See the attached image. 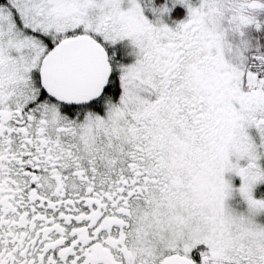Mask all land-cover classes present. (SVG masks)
Segmentation results:
<instances>
[{"label":"snow or ice","instance_id":"snow-or-ice-1","mask_svg":"<svg viewBox=\"0 0 264 264\" xmlns=\"http://www.w3.org/2000/svg\"><path fill=\"white\" fill-rule=\"evenodd\" d=\"M0 264H264V0H0Z\"/></svg>","mask_w":264,"mask_h":264}]
</instances>
